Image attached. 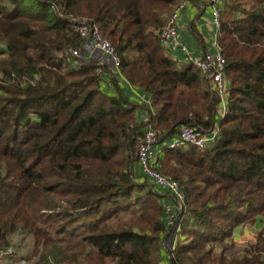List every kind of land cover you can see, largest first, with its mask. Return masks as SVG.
Returning <instances> with one entry per match:
<instances>
[{
  "label": "trees",
  "instance_id": "obj_1",
  "mask_svg": "<svg viewBox=\"0 0 264 264\" xmlns=\"http://www.w3.org/2000/svg\"><path fill=\"white\" fill-rule=\"evenodd\" d=\"M178 2L0 0V264L16 235L31 239L21 259L32 264H264V227L243 255L226 254L239 226L264 219V0H220L225 110L160 38ZM70 16L100 28L150 104L131 101L108 64H75ZM148 123L163 131L157 169L185 192L170 254V194L136 170ZM184 125L218 134L205 149L169 148Z\"/></svg>",
  "mask_w": 264,
  "mask_h": 264
},
{
  "label": "built area",
  "instance_id": "obj_2",
  "mask_svg": "<svg viewBox=\"0 0 264 264\" xmlns=\"http://www.w3.org/2000/svg\"><path fill=\"white\" fill-rule=\"evenodd\" d=\"M209 9L212 15V21L216 29L214 32L212 45L213 50H208L200 57L193 58L188 46L180 37L179 20L184 8L188 5V0H179L172 12L168 15L165 25L160 31V38L166 48L171 50L179 48L186 59L195 63L201 72L210 80L214 90L221 97V106L226 108V99L228 91V81L225 75L226 58L222 52L219 43V28L221 25V6L220 0H201ZM74 31L79 35V45L71 49L75 64L84 63L86 58L83 56V49L91 46L94 52L101 54L97 71L102 73L105 64H109L112 71L121 78V57L113 43L105 37L100 28L87 21L75 17L70 18ZM103 57H106L103 60ZM150 104V100H148ZM147 120V119H146ZM163 131L154 124H146L136 135L137 158L138 163L145 177L152 180V183L170 194V199L166 203V229L169 234L165 245V251L170 254L176 248L179 239L180 225L178 219L181 211L184 209L185 192L183 185L170 177L162 174L158 169L159 154L162 148L158 149ZM218 134V129L211 131H202L190 125H184L180 128L178 135L171 140L169 148H175L184 145H194L200 149H205L213 142ZM139 180V179H138ZM142 180V179H141ZM140 180V181H141Z\"/></svg>",
  "mask_w": 264,
  "mask_h": 264
},
{
  "label": "crops",
  "instance_id": "obj_3",
  "mask_svg": "<svg viewBox=\"0 0 264 264\" xmlns=\"http://www.w3.org/2000/svg\"><path fill=\"white\" fill-rule=\"evenodd\" d=\"M188 1V5L181 13L179 20V31L180 37L188 46L192 57L197 58L203 55L204 52L214 49L212 40L216 27L213 24L212 15L209 9L203 4L201 0ZM83 53V56L86 58L85 62L93 59L99 61L100 58H102L101 54L94 52L91 46H86L83 49ZM168 53L178 60L179 63L190 62L188 59H186V55L177 47L168 50ZM105 58L106 57H103V60ZM119 79L124 91L131 101L138 105H143L145 103L149 104V96L144 92L143 89L131 85L126 78L123 79V77H121ZM139 113L142 116L141 119L144 120L147 116L146 110L144 108L140 109ZM136 170L140 175L143 174L139 164H137ZM158 188L161 190L160 187ZM245 228L248 227L239 226L235 230L234 236L235 234L244 231Z\"/></svg>",
  "mask_w": 264,
  "mask_h": 264
},
{
  "label": "rangeland",
  "instance_id": "obj_4",
  "mask_svg": "<svg viewBox=\"0 0 264 264\" xmlns=\"http://www.w3.org/2000/svg\"><path fill=\"white\" fill-rule=\"evenodd\" d=\"M71 17H75V18H78L80 20L87 21V20L83 19L82 17L70 16V18ZM219 120H220V118H219ZM140 182H142V181H140ZM243 226L248 227V228H245L244 231H242L241 233L235 234V236L233 234L231 239L226 240V244L228 246L233 245L231 248L229 247V250H227V252H226V254L228 255L229 258H233V257H237L239 255H243V250L245 248H247L249 245L256 242L257 234L260 232V230H262V227H264V219L260 220V218H259L256 224L250 223V224H246ZM13 240H14L16 247L11 248V250H10V251L15 252V257L12 261V264H32L33 261H35V259H37V257L35 259H33V261H26L25 259H21V258H23L24 252H26L27 250L32 248L31 239L28 237H22L21 235H16V236H14ZM162 246L164 249L167 248V246L165 245L164 242H162ZM210 246H211V244H210ZM223 247H224L223 244L215 243V249H214L215 253L219 254L222 251Z\"/></svg>",
  "mask_w": 264,
  "mask_h": 264
}]
</instances>
